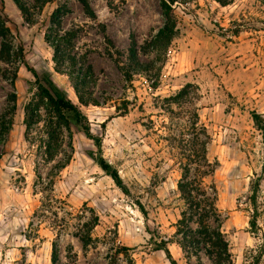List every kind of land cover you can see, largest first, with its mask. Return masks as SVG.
I'll return each instance as SVG.
<instances>
[{"label":"rangeland","instance_id":"374dc122","mask_svg":"<svg viewBox=\"0 0 264 264\" xmlns=\"http://www.w3.org/2000/svg\"><path fill=\"white\" fill-rule=\"evenodd\" d=\"M23 1L34 8L35 0ZM88 1L95 18L78 0H56L42 12L32 9L35 25L25 22L13 0L3 3L14 44L23 45L28 66L51 74L79 105L68 78L55 72L53 49L44 39L53 11L67 5L63 28L79 30L76 50L87 56L97 78L100 106L81 110L128 192L95 163L93 141L76 130L72 138L66 133L53 162L41 159L24 138L23 108L34 78L21 66L12 87L0 62V119L9 95H18L12 130L0 137V264H52L54 243L59 264H109L121 246L132 249L136 264H170L152 243L176 239L175 224L185 207L178 183L185 167L195 172L205 134L207 158L215 166L206 183L216 186L222 231L235 264H249L264 244V144L251 115L264 117V0L176 5L178 32L170 48L156 60L155 53L138 49L143 63L156 64L132 83L121 69L128 47L132 40L144 46L163 26L161 1ZM124 101L130 103L125 114ZM258 179L259 229L252 232L250 188ZM94 223L92 241L85 245L82 237ZM169 248L178 264H187L176 244ZM201 258L211 264L204 254Z\"/></svg>","mask_w":264,"mask_h":264},{"label":"trees","instance_id":"16d2710c","mask_svg":"<svg viewBox=\"0 0 264 264\" xmlns=\"http://www.w3.org/2000/svg\"><path fill=\"white\" fill-rule=\"evenodd\" d=\"M21 11L25 22L35 25V13L32 9L42 12L44 7L56 0H35L34 8L23 0H13ZM86 14L95 18V12L88 0H78ZM165 22L150 41L139 48L136 40H132L127 50L128 62L121 69L127 82L132 83L137 75L148 74L155 69L156 59L166 54L172 41L177 34V16L174 12L176 5L188 4L189 0H160ZM221 6L226 7L233 0H215ZM69 13L66 4L59 5L51 14L50 26L45 32V42L53 49L52 60L54 70L68 78L79 105L75 104L52 78L49 73L39 74L35 69L28 66L25 49L22 44L15 46L14 36L10 27V18L4 12V3H0V62L4 63V77L10 81L12 87L18 80L21 66H25L33 76V81H28V93L30 97L24 105V138L31 148L36 149L41 159L47 163L53 162L60 154L65 143L66 133L70 138L73 131L82 133L93 141L96 152L91 154L95 163L109 176L117 187L127 193V187L119 171L106 160L102 150V140L92 133L88 117L82 112L81 106H100L96 96L97 78L93 66L89 63L86 55L79 54L76 50V40L79 30L73 28L65 30L63 19ZM144 53H155V60L143 63L140 60L139 50ZM18 95L14 91L8 97V110L0 119V137L6 139L12 130L13 118L17 110ZM129 101L123 102L125 114L129 110ZM252 119L260 130L264 144V117L253 111ZM198 152V159L193 163L195 172L192 174L191 167H185L182 179L178 183V190L184 200L185 207L181 212L180 219L175 224V241L153 242L155 251L165 254L170 264H178L173 257L169 245L176 244L183 252L187 264L193 259L197 264H203L201 254H204L211 264H235L229 240L222 231L220 215L217 207V189L212 183L208 185L206 179L215 173V166L207 158L209 138L206 135ZM192 151V150H191ZM68 157L62 164L56 167L57 171L63 170L70 162ZM264 173V165H263ZM251 231L256 232L259 218L258 194L260 192V180L251 184ZM216 225L213 226L212 224ZM96 223L90 225L82 241L89 245L92 241L91 232ZM264 242V235H263ZM132 249L121 246L111 256L109 264H136L130 251ZM264 254V244L260 255L252 257L249 264H261V255ZM125 259L124 260H122ZM52 264H59L60 254L58 245L53 244Z\"/></svg>","mask_w":264,"mask_h":264}]
</instances>
